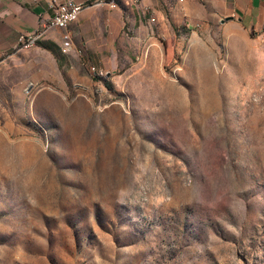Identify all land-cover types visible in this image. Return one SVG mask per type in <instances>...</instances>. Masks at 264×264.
<instances>
[{
    "label": "rangeland",
    "instance_id": "374dc122",
    "mask_svg": "<svg viewBox=\"0 0 264 264\" xmlns=\"http://www.w3.org/2000/svg\"><path fill=\"white\" fill-rule=\"evenodd\" d=\"M137 2L0 53V264H264L262 16Z\"/></svg>",
    "mask_w": 264,
    "mask_h": 264
},
{
    "label": "crops",
    "instance_id": "0c3cea01",
    "mask_svg": "<svg viewBox=\"0 0 264 264\" xmlns=\"http://www.w3.org/2000/svg\"><path fill=\"white\" fill-rule=\"evenodd\" d=\"M64 0H0V53L6 52L14 48L20 39V36L40 29L53 16L54 3ZM77 2H85L87 0H75ZM161 0H141L137 2L139 6L155 7ZM236 4L248 2L247 7L250 9V16L255 11L262 16L260 21L256 23L254 20L250 24L264 23V0H234ZM118 7H125L128 12L129 8H134V3L128 0H117ZM91 2L84 4V10L77 21V31L79 34L82 47L89 45V40L86 38L87 29L94 23V5ZM241 5V4H240ZM73 26V25H72ZM44 30V29H43ZM42 30V31H43ZM41 31V32H42ZM41 32H38L40 34ZM61 30L57 29L45 36L42 44L47 48L51 46V40H58ZM74 50L77 48L75 44V35L73 37ZM80 47V48H82ZM30 48V47H28Z\"/></svg>",
    "mask_w": 264,
    "mask_h": 264
},
{
    "label": "built area",
    "instance_id": "2783aa9c",
    "mask_svg": "<svg viewBox=\"0 0 264 264\" xmlns=\"http://www.w3.org/2000/svg\"><path fill=\"white\" fill-rule=\"evenodd\" d=\"M87 1H99V6H108L115 8L118 6L117 0H87ZM77 2L75 0H64L62 2L54 3L52 5L54 14L40 29L33 33L23 34L20 37V43L25 44V48H28V44H35L37 42V32L49 27L60 26L61 34V48L64 53H70L74 50L73 31L71 26V19L78 12V10L84 6L87 2ZM129 2H137L141 0H128ZM94 73L98 74V70L93 68Z\"/></svg>",
    "mask_w": 264,
    "mask_h": 264
},
{
    "label": "bare ground",
    "instance_id": "6f19581e",
    "mask_svg": "<svg viewBox=\"0 0 264 264\" xmlns=\"http://www.w3.org/2000/svg\"><path fill=\"white\" fill-rule=\"evenodd\" d=\"M87 2H91L90 5H94V6H99V1H87ZM86 2V3H87ZM85 3V4H86ZM84 10V6H82L77 13H75V15L73 16V18L71 19V25L74 24L75 22H77L78 18L80 17L81 13L83 12ZM53 28H59L60 29V26H49V27H46L44 28L45 30L38 35V32H41L42 30L38 31L37 32V40L43 36L46 32H48L49 30L53 29ZM31 45H35V44H28V47L31 46ZM20 47L21 48H25V44L24 43H20ZM19 50V49H18Z\"/></svg>",
    "mask_w": 264,
    "mask_h": 264
}]
</instances>
